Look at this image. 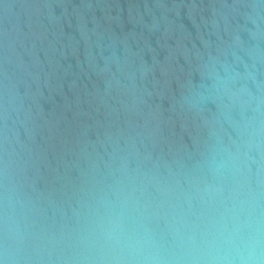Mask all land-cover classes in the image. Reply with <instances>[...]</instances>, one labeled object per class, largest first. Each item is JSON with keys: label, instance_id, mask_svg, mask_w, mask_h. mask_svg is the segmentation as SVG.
Listing matches in <instances>:
<instances>
[{"label": "water", "instance_id": "water-1", "mask_svg": "<svg viewBox=\"0 0 264 264\" xmlns=\"http://www.w3.org/2000/svg\"><path fill=\"white\" fill-rule=\"evenodd\" d=\"M0 259L264 264V0H0Z\"/></svg>", "mask_w": 264, "mask_h": 264}, {"label": "clouds", "instance_id": "clouds-1", "mask_svg": "<svg viewBox=\"0 0 264 264\" xmlns=\"http://www.w3.org/2000/svg\"><path fill=\"white\" fill-rule=\"evenodd\" d=\"M248 259H249V260H253L254 257L250 256ZM0 264H5V260L0 259Z\"/></svg>", "mask_w": 264, "mask_h": 264}]
</instances>
